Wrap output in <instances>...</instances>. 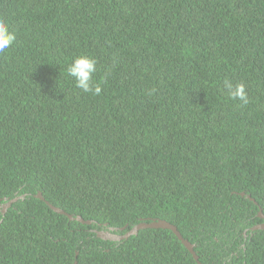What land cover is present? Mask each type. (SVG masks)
Masks as SVG:
<instances>
[{
  "label": "trees",
  "instance_id": "obj_1",
  "mask_svg": "<svg viewBox=\"0 0 264 264\" xmlns=\"http://www.w3.org/2000/svg\"><path fill=\"white\" fill-rule=\"evenodd\" d=\"M0 17L17 34L0 204L19 197L0 264H264V0H0ZM80 55L97 83L112 70L100 95L67 75ZM159 219L198 260L168 228L98 235Z\"/></svg>",
  "mask_w": 264,
  "mask_h": 264
},
{
  "label": "clouds",
  "instance_id": "obj_2",
  "mask_svg": "<svg viewBox=\"0 0 264 264\" xmlns=\"http://www.w3.org/2000/svg\"><path fill=\"white\" fill-rule=\"evenodd\" d=\"M17 40V34L11 29L9 23L0 17V55L10 50ZM98 60L91 55H80L76 57L67 67V75L75 80V85L83 93L100 95L103 83L111 75V69L106 72L104 80L96 82L95 74L97 72ZM224 89L233 99L241 102L242 105L249 103V96L244 83L233 84L231 80L224 81Z\"/></svg>",
  "mask_w": 264,
  "mask_h": 264
},
{
  "label": "water",
  "instance_id": "obj_3",
  "mask_svg": "<svg viewBox=\"0 0 264 264\" xmlns=\"http://www.w3.org/2000/svg\"><path fill=\"white\" fill-rule=\"evenodd\" d=\"M38 197H40L41 199H44L43 195L41 193L38 194ZM19 197H16L14 199H10L8 200L6 203L4 204H0V210H2L3 213H6L7 209L16 201L18 200ZM23 198V197H22ZM47 203H49L47 201ZM51 205V207L62 214H67V212L61 208H58L54 205H52L51 203H49ZM68 216L70 217V219H77L81 222H86V223H92L91 221H85L81 216H77L74 217L71 214H68ZM260 216L262 218H264V214L262 212H260ZM144 228H168L171 229L183 242V244L189 249V251L193 254L194 258L196 260L199 259L196 251L194 250L195 245L193 243H191L188 239H185L183 237V235L180 233V231L177 229V227L170 223L167 220H163V219H159V220H153L151 222H141L139 224H137L136 226H134L130 231H128L126 234L124 235H119L114 233V230H116L115 228H109L108 230H101L98 231V235L100 237H102L103 239H109V240H122L124 238H128L131 235L134 234H138L139 230L144 229ZM254 229H264V222L260 223L258 225H255ZM201 264V263H200Z\"/></svg>",
  "mask_w": 264,
  "mask_h": 264
}]
</instances>
